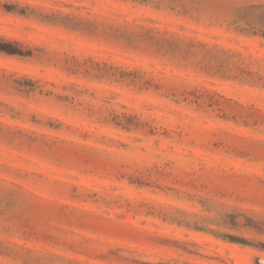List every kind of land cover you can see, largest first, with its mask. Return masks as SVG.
Instances as JSON below:
<instances>
[{
	"label": "rangeland",
	"instance_id": "374dc122",
	"mask_svg": "<svg viewBox=\"0 0 264 264\" xmlns=\"http://www.w3.org/2000/svg\"><path fill=\"white\" fill-rule=\"evenodd\" d=\"M4 41L0 264H264V0H0Z\"/></svg>",
	"mask_w": 264,
	"mask_h": 264
},
{
	"label": "trees",
	"instance_id": "16d2710c",
	"mask_svg": "<svg viewBox=\"0 0 264 264\" xmlns=\"http://www.w3.org/2000/svg\"><path fill=\"white\" fill-rule=\"evenodd\" d=\"M0 50L6 51L8 53H22V49H19L13 43L9 41H4L0 44ZM258 246V245H255ZM260 248L264 249V245H261Z\"/></svg>",
	"mask_w": 264,
	"mask_h": 264
}]
</instances>
